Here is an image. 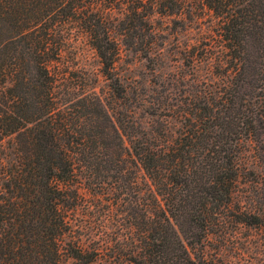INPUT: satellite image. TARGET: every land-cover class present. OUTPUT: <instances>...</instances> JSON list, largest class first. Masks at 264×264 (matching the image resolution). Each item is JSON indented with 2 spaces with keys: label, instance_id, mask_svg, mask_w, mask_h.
I'll return each instance as SVG.
<instances>
[{
  "label": "trees",
  "instance_id": "trees-1",
  "mask_svg": "<svg viewBox=\"0 0 264 264\" xmlns=\"http://www.w3.org/2000/svg\"><path fill=\"white\" fill-rule=\"evenodd\" d=\"M156 15L210 16L183 57L216 80L145 123L117 64L157 56ZM263 133L264 0H0V264H218L213 236L264 221L240 193Z\"/></svg>",
  "mask_w": 264,
  "mask_h": 264
},
{
  "label": "rangeland",
  "instance_id": "rangeland-1",
  "mask_svg": "<svg viewBox=\"0 0 264 264\" xmlns=\"http://www.w3.org/2000/svg\"><path fill=\"white\" fill-rule=\"evenodd\" d=\"M210 16L205 15L188 26L174 22L172 17L156 15L155 25L159 45L157 56L146 60L140 52L124 47L117 69L127 90L123 99L125 109L130 106L146 123L154 117L149 113L163 112V101L168 91L175 92L181 99L197 86L198 81H214L216 75L209 65L193 68L183 57L187 44L200 43L208 30ZM160 51V52H159ZM86 62L98 68V58L92 50L87 51ZM101 87L109 90L108 82L101 78ZM162 104L161 106H159ZM8 140V139H7ZM9 141L6 146H9ZM14 146L6 148V161L14 158ZM249 167L255 171L242 177L240 193L246 200L254 201L255 207L264 210V133L259 142H254L246 152ZM233 233L226 242L216 236L208 244L209 252L218 264H264V221L260 225L240 224L233 227ZM72 262L73 260H69Z\"/></svg>",
  "mask_w": 264,
  "mask_h": 264
}]
</instances>
